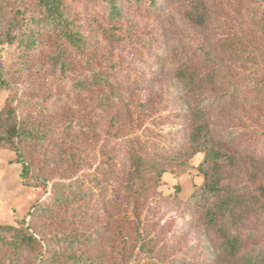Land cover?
Returning a JSON list of instances; mask_svg holds the SVG:
<instances>
[{"label": "trees", "instance_id": "16d2710c", "mask_svg": "<svg viewBox=\"0 0 264 264\" xmlns=\"http://www.w3.org/2000/svg\"><path fill=\"white\" fill-rule=\"evenodd\" d=\"M96 1L103 16L93 17L103 40L143 52L153 49L155 41L138 33L123 2L156 10L158 0ZM187 1V17L194 27L207 31L219 20L209 0ZM8 2L23 14V24L16 33L13 26L4 33L0 29V37L17 48L16 69L0 67V88L11 91L0 110V147L15 151L16 162L23 166V183L35 179L50 190L32 205L28 219L0 223V264H231L232 257L264 264V232L261 243L245 249L241 233L230 222V201L239 196L231 191L224 171L239 156L223 148L212 119L227 100L261 103L264 109V0L255 1L246 19L230 24L221 38L214 34L192 43L196 59L206 66L183 62L188 53L175 38L165 51L156 46L152 66L128 69L108 51L98 55L70 0H0L2 20ZM43 54L59 82L47 99L40 100L19 93L18 79L33 70ZM165 68L178 75L182 86L179 115L187 121L185 145L205 153L201 165L205 182L193 195L220 202L207 212L210 226L218 229L219 247L203 240L196 257L165 256L154 249L138 212V199L147 194L140 189L158 183L177 151L161 128L162 115H152L151 126L141 129L144 102L135 103L129 88L154 82ZM64 80L71 83L69 90H64ZM97 113L106 117L115 134L108 133L100 144L103 158L92 170L85 145L95 137ZM225 135L233 139L239 133L230 129ZM112 137L116 146L108 148ZM114 214L130 224L134 235H124L120 253L111 262L105 258L103 241Z\"/></svg>", "mask_w": 264, "mask_h": 264}, {"label": "rangeland", "instance_id": "374dc122", "mask_svg": "<svg viewBox=\"0 0 264 264\" xmlns=\"http://www.w3.org/2000/svg\"><path fill=\"white\" fill-rule=\"evenodd\" d=\"M12 1L20 3L23 0ZM70 1L85 23L93 49L98 55L108 51L114 57L120 58L126 69L133 66H152L151 60L156 46L165 51L175 38L183 42L188 53L187 59L183 62L206 66L203 60L196 59L192 43L203 38H210L214 34L217 38H221L220 36L230 31V24L241 23L244 17L246 19L252 5H255V1L258 2V0H209L219 20H216L217 26L213 24L207 31L194 27L189 21L187 0H158L159 9L156 10L123 2L124 13L135 24L138 33L145 34L155 41L152 44L153 49L147 47L143 52L124 44L110 43L101 38L93 15L101 18L103 12L96 0ZM4 7H6L4 19H0L1 31L4 33L5 28L13 26V33L18 32L19 23L23 24V14L17 12L15 3L10 5L8 2ZM16 54V46L5 42L4 36L0 37V67L14 66L15 70ZM228 56L227 54L226 57ZM47 59V56L43 54L38 59L36 67L24 74L22 79H18L21 84L19 93L40 100L47 99L46 96L52 94L51 90L59 81L58 75L53 72ZM70 85L68 80H64L65 91L69 90ZM180 89L182 86H179L178 75L168 68L161 69L154 82L137 83L129 88V94L135 103L144 102L141 104V114H143L141 129L151 126L152 115H162L161 128L164 130V135L173 144L175 143L177 151L175 158L167 161L166 171L159 178L158 183L140 189L149 195L142 194L138 199V212L141 214L143 224L147 225L153 237L151 241L154 249L161 250L165 256L196 257L203 240H207L214 248L219 247L218 229L210 226L207 212L211 205L220 204V202L216 199L212 202L207 198L193 195L205 182L201 171L205 153L194 152L192 148L185 145L188 126L186 118L179 115L182 109ZM9 96H11L10 90L0 88V110L5 106ZM261 113H264V109L261 110V103L252 106L242 100H227L212 117L216 138L221 141L223 148H229V151L239 156V161L226 166L224 172L231 184V191L233 190L234 194L237 193L239 196L234 201H230L229 208L233 209L230 222L241 233L245 249L252 247L254 243H261L264 232V136H261L264 118H261ZM93 119L96 123L95 137L85 145L89 162L93 164L90 168L92 170L103 158L100 144L104 143L108 133L115 134L114 128L107 124L106 117H102V113H97ZM230 129L237 130L238 137L229 139L227 135L224 136ZM110 140L108 148L116 146L113 137ZM117 151L119 152L120 148ZM16 158L15 151L8 147H0L1 224H15L17 220L24 217L28 219V212L32 205L47 197L50 190V186L37 183L35 179L31 180L29 185L23 183L21 177L23 166L16 162ZM206 166L207 164H204V167ZM177 187L180 189L178 190ZM144 198H146L145 201ZM218 217L219 223L221 216ZM129 226V223L119 219V215L118 217L116 214L113 215L108 234L103 241L107 261L112 262L114 257L119 255L118 244H122L121 240L125 239L124 235L127 232L134 235L132 231L130 232ZM128 243H130L129 247L133 245L132 242ZM229 263L246 264L233 257L229 259ZM203 264L212 263L206 261Z\"/></svg>", "mask_w": 264, "mask_h": 264}]
</instances>
